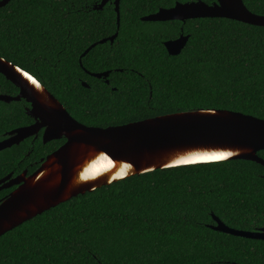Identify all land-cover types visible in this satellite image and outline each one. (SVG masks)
Returning <instances> with one entry per match:
<instances>
[{"label": "trees", "instance_id": "obj_1", "mask_svg": "<svg viewBox=\"0 0 264 264\" xmlns=\"http://www.w3.org/2000/svg\"><path fill=\"white\" fill-rule=\"evenodd\" d=\"M193 1L215 0H119L117 28L112 2L96 11L100 0H10L0 7V58L89 127L196 110L264 119V27L140 20ZM242 2L264 15V0ZM115 33L112 44H97ZM179 35L188 40L170 56L163 43ZM105 71L108 84L93 76ZM17 93L0 74V94ZM26 107L0 102V139L33 122ZM63 143L38 136L1 152L0 178L30 175ZM213 217L235 230L264 228V168L244 160L172 167L77 195L0 236V264H264V241L213 231Z\"/></svg>", "mask_w": 264, "mask_h": 264}, {"label": "water", "instance_id": "obj_2", "mask_svg": "<svg viewBox=\"0 0 264 264\" xmlns=\"http://www.w3.org/2000/svg\"><path fill=\"white\" fill-rule=\"evenodd\" d=\"M10 0H0V7ZM109 0H101L98 10ZM116 26L119 25V0H113ZM223 18L255 27H264V15L249 11L242 0H215L175 3L170 8L142 17V22H185L191 19ZM117 33L106 40L113 42ZM187 36L164 43L168 55L184 48ZM92 45L91 47H94ZM89 50V49H88ZM87 50V51H88ZM85 51L82 56L87 52ZM35 81L30 86L20 74ZM0 74L18 89L15 96L0 94V102L23 100L29 105L26 115L35 122L30 127L8 132L0 141V153L43 129V143L64 139L30 175L23 172L5 187L18 185L0 203V236L77 195H83L125 178L172 167L213 162L178 163L189 157L231 153L224 160H244L264 168L257 153L264 151V119L228 110H196L110 126H85L73 119L65 108L30 74L0 58ZM96 78L107 73L94 74ZM87 87L85 83H82ZM94 161L105 162L107 169L93 178H83ZM220 162V161H214ZM10 176L0 180V184ZM211 230L251 240L264 241V228L240 231L225 226L216 217Z\"/></svg>", "mask_w": 264, "mask_h": 264}, {"label": "flooded vegetation", "instance_id": "obj_3", "mask_svg": "<svg viewBox=\"0 0 264 264\" xmlns=\"http://www.w3.org/2000/svg\"><path fill=\"white\" fill-rule=\"evenodd\" d=\"M111 2H113L112 0H109L107 3H111ZM100 3H101V0H100V2L97 4V5H95V6H93V10H98L97 8L99 7V5H100ZM106 3V4H107ZM105 4V5H106ZM113 4V3H112ZM104 5V6H105ZM103 6V7H104ZM103 7H102V9H103ZM102 9H100V10H102ZM170 22V21H169ZM180 36V35H179ZM178 36V37H179ZM183 36V35H182ZM177 37V38H178ZM176 38V39H177ZM107 39V38H106ZM105 40V39H104ZM172 40H175V39H172ZM114 41V40H113ZM169 41V40H168ZM106 42H109L110 44H112V42H110L109 40H106ZM105 42V43H106ZM165 43V42H164ZM164 43H163V46H164ZM98 44V43H97ZM104 44V43H103ZM94 45V44H93ZM95 46H96V44H95ZM168 54V53H167ZM103 73H107V76L106 77H101V78H103L104 79V81H105V83L106 84H108V80H106V78H108V76L110 75V71H105V72H101L100 74H103ZM99 74V73H98ZM90 75H92V74H90ZM86 88V87H85ZM88 88V87H87ZM26 108H28V107H26ZM25 108V109H26ZM30 118V117H29ZM30 119H32V118H30ZM33 120V119H32ZM34 120H33V122L30 124V125H27V126H24L23 128H27V127H30V126H32L33 124H34ZM20 128H22V127H20ZM18 129V128H17ZM15 130V129H14ZM12 131V130H11ZM7 134H8V132L7 133H5L4 135H3V137H2V139H0V141H2V140H4V139H6L8 136H7ZM43 129H41V130H39L38 132H37V134H33V135H31V136H29V137H27V138H25V139H23L22 141H20L17 145H13V146H18V145H20L21 143H23L24 141H26V140H30V143H32L33 141H35L37 138H38V136H40V139H41V141H42V143H43ZM61 140V139H60ZM52 141H56V140H52ZM49 142H51V141H48V142H46V143H43V144H47V143H49ZM13 146H11V147H13ZM10 147V148H11ZM10 148H8V149H10ZM8 149H5V150H8ZM4 150V151H5ZM3 152V151H2ZM1 154V153H0ZM41 160H43V159H41ZM40 163H41V161H40ZM23 172H26V174H27V171L26 170H23V171H21L19 174H16V175H13L12 173H9V174H7L6 176H4V177H2V178H0V180H2L3 178H5V177H7L8 175L10 176V178L8 179V180H6L5 182H3V183H1L0 184V203L13 191V190H15L17 187H18V185H13V186H9V187H5L6 185H9L10 184V182H11V180H13V179H15L16 177H18V176H20ZM33 173V172H32ZM259 230V229H258ZM257 231V230H256Z\"/></svg>", "mask_w": 264, "mask_h": 264}, {"label": "bare ground", "instance_id": "obj_4", "mask_svg": "<svg viewBox=\"0 0 264 264\" xmlns=\"http://www.w3.org/2000/svg\"><path fill=\"white\" fill-rule=\"evenodd\" d=\"M18 73H20L27 81L28 84L30 86L34 85L33 83V79H29L28 76H26L25 74H22L21 72L18 71ZM29 75V74H27ZM33 87V86H32ZM107 165L105 162H98V161H94L92 164H90L88 166V168L85 170L84 176L83 178H93L96 175L101 174L102 172H104L107 168Z\"/></svg>", "mask_w": 264, "mask_h": 264}, {"label": "snow or ice", "instance_id": "obj_5", "mask_svg": "<svg viewBox=\"0 0 264 264\" xmlns=\"http://www.w3.org/2000/svg\"><path fill=\"white\" fill-rule=\"evenodd\" d=\"M31 79V77H28ZM35 83V81H33ZM231 155V153H217V154H210L207 156H201V157H189L183 161H179L178 163L188 164V163H194L197 161L201 162H214V161H221L224 160L227 156Z\"/></svg>", "mask_w": 264, "mask_h": 264}]
</instances>
